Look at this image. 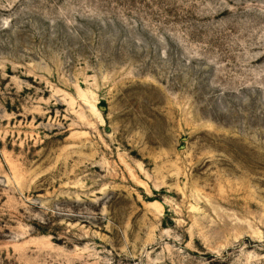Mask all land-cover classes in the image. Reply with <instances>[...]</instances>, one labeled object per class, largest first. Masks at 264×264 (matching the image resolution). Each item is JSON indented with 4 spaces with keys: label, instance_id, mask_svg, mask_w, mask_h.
I'll return each instance as SVG.
<instances>
[{
    "label": "rangeland",
    "instance_id": "rangeland-1",
    "mask_svg": "<svg viewBox=\"0 0 264 264\" xmlns=\"http://www.w3.org/2000/svg\"><path fill=\"white\" fill-rule=\"evenodd\" d=\"M0 264H264V0H0Z\"/></svg>",
    "mask_w": 264,
    "mask_h": 264
}]
</instances>
